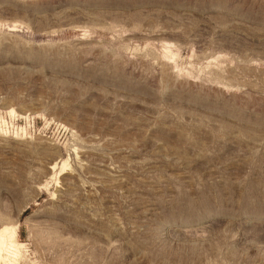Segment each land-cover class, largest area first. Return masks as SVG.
<instances>
[{"label":"rangeland","instance_id":"1","mask_svg":"<svg viewBox=\"0 0 264 264\" xmlns=\"http://www.w3.org/2000/svg\"><path fill=\"white\" fill-rule=\"evenodd\" d=\"M1 229L0 264H264V0H0Z\"/></svg>","mask_w":264,"mask_h":264},{"label":"bare ground","instance_id":"2","mask_svg":"<svg viewBox=\"0 0 264 264\" xmlns=\"http://www.w3.org/2000/svg\"><path fill=\"white\" fill-rule=\"evenodd\" d=\"M5 232H3L2 229L0 230V263L2 262V260L5 256V253L7 251V248H8V243H7L8 241L4 236ZM10 242H14L13 241V235L10 236Z\"/></svg>","mask_w":264,"mask_h":264}]
</instances>
